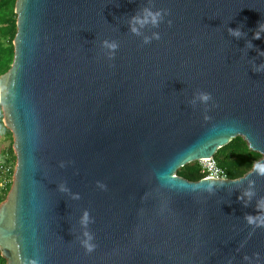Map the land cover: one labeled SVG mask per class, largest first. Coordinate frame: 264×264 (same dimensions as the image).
Masks as SVG:
<instances>
[{
	"label": "water",
	"instance_id": "water-1",
	"mask_svg": "<svg viewBox=\"0 0 264 264\" xmlns=\"http://www.w3.org/2000/svg\"><path fill=\"white\" fill-rule=\"evenodd\" d=\"M145 9L162 19L136 34ZM15 13L0 77L17 158L7 264H264V0H17ZM200 92L212 99L194 105ZM238 137L263 156L243 178L178 176Z\"/></svg>",
	"mask_w": 264,
	"mask_h": 264
},
{
	"label": "trees",
	"instance_id": "trees-1",
	"mask_svg": "<svg viewBox=\"0 0 264 264\" xmlns=\"http://www.w3.org/2000/svg\"><path fill=\"white\" fill-rule=\"evenodd\" d=\"M16 1L17 0H0V77L11 69L14 61L15 49L13 42L17 34V15L15 13ZM0 113L2 114L0 117V125L11 141L7 153L13 163L16 164L17 158L13 149V134L4 125L1 105ZM215 158L219 165L227 171L228 178L237 180L251 172L254 165L260 161L263 156L250 150L248 143L241 137H238L232 140L229 145L220 149ZM177 174L191 182H198L204 179L201 175L199 162L188 164L184 168L179 169ZM11 187L12 183L9 185L7 192H5V190L0 195V205L7 199ZM0 264H7V261L1 256V253Z\"/></svg>",
	"mask_w": 264,
	"mask_h": 264
},
{
	"label": "clouds",
	"instance_id": "clouds-1",
	"mask_svg": "<svg viewBox=\"0 0 264 264\" xmlns=\"http://www.w3.org/2000/svg\"><path fill=\"white\" fill-rule=\"evenodd\" d=\"M161 19H162V13L161 12H155L154 13L150 9H145L144 13H143V19H141L139 16L133 18L132 31L136 34H139L138 29L135 27V25L137 23H139L141 26H144L145 24H148V23H151L153 26H158ZM169 23H171V21H169ZM229 33L238 39L246 35V33L244 31H242L241 28H237V29L229 28ZM262 37H264V24L260 23L258 29L254 33L253 39H261ZM155 38L160 39L159 34H156ZM145 42L147 43L148 41L146 40ZM248 44L251 45V47H254V45L252 44L251 41H249ZM105 46L108 48H111V49L117 48L116 43L109 44L108 42H105ZM259 54L264 55V51H260ZM255 70H257V71L264 70V65H261L259 68H255ZM211 99H212V97H211L210 93L200 92V93L196 94V97L192 101V103L194 105L197 102L202 103V104H207ZM209 190H211V189H209ZM247 219L249 220L250 223L253 222L251 216H249ZM84 223L85 224L88 223L87 215L84 218ZM85 237H86V239L82 241L83 246L89 252H91L95 249V244L92 243L94 237L88 232H85ZM245 259H249V258L246 257Z\"/></svg>",
	"mask_w": 264,
	"mask_h": 264
},
{
	"label": "built area",
	"instance_id": "built-area-1",
	"mask_svg": "<svg viewBox=\"0 0 264 264\" xmlns=\"http://www.w3.org/2000/svg\"><path fill=\"white\" fill-rule=\"evenodd\" d=\"M0 113V117H1ZM200 163L201 167V175L204 177V179H213V180H227L228 174L225 169H223L217 162L216 158L212 159H206L203 160ZM15 167L6 164H2L0 167L1 175L4 176L2 178V181L0 183V186L2 187V191H5L7 187L12 183L13 184V178H14V171Z\"/></svg>",
	"mask_w": 264,
	"mask_h": 264
},
{
	"label": "rangeland",
	"instance_id": "rangeland-1",
	"mask_svg": "<svg viewBox=\"0 0 264 264\" xmlns=\"http://www.w3.org/2000/svg\"><path fill=\"white\" fill-rule=\"evenodd\" d=\"M10 142L11 141L9 139H7L6 132L2 129V127L0 125V167H1L2 164H6V165L10 164L12 167L13 166L16 167V164L13 163V161L9 157V154L7 153V150L9 148V146H10ZM2 153H3V155H2ZM3 177L4 176H2V178ZM0 183H1V181H0ZM8 187H7L5 192H7ZM1 189H2V187L0 186V195L4 192Z\"/></svg>",
	"mask_w": 264,
	"mask_h": 264
},
{
	"label": "crops",
	"instance_id": "crops-1",
	"mask_svg": "<svg viewBox=\"0 0 264 264\" xmlns=\"http://www.w3.org/2000/svg\"><path fill=\"white\" fill-rule=\"evenodd\" d=\"M7 135V134H6ZM7 139H8V137H7ZM2 155H3V153H2ZM0 181H2V175H1V172H0Z\"/></svg>",
	"mask_w": 264,
	"mask_h": 264
}]
</instances>
